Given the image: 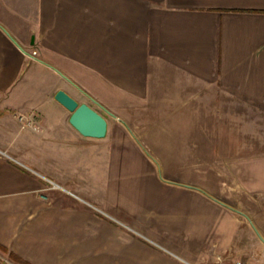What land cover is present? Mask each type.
Returning a JSON list of instances; mask_svg holds the SVG:
<instances>
[{
    "label": "crops",
    "instance_id": "1",
    "mask_svg": "<svg viewBox=\"0 0 264 264\" xmlns=\"http://www.w3.org/2000/svg\"><path fill=\"white\" fill-rule=\"evenodd\" d=\"M236 210L264 238V0H0V246L30 264H264Z\"/></svg>",
    "mask_w": 264,
    "mask_h": 264
},
{
    "label": "water",
    "instance_id": "2",
    "mask_svg": "<svg viewBox=\"0 0 264 264\" xmlns=\"http://www.w3.org/2000/svg\"><path fill=\"white\" fill-rule=\"evenodd\" d=\"M54 99L71 113L69 117V123L82 136L90 138H103L105 136L107 130V122L105 118L101 116L96 110L91 108L88 104L77 103L62 90H58L55 93ZM237 212L249 221L256 235L262 242H264V238H262V236L259 234L248 216L239 211Z\"/></svg>",
    "mask_w": 264,
    "mask_h": 264
},
{
    "label": "rangeland",
    "instance_id": "3",
    "mask_svg": "<svg viewBox=\"0 0 264 264\" xmlns=\"http://www.w3.org/2000/svg\"><path fill=\"white\" fill-rule=\"evenodd\" d=\"M219 167H213V172L218 173ZM210 184L218 191L219 189V182L218 181H213ZM0 264H18L13 262L9 257L8 254H5L0 251Z\"/></svg>",
    "mask_w": 264,
    "mask_h": 264
},
{
    "label": "trees",
    "instance_id": "4",
    "mask_svg": "<svg viewBox=\"0 0 264 264\" xmlns=\"http://www.w3.org/2000/svg\"><path fill=\"white\" fill-rule=\"evenodd\" d=\"M0 251L5 253V254H8V257L15 263H18V264H30V263L22 260L17 255L13 254L12 252H9L6 248H4L2 246H0Z\"/></svg>",
    "mask_w": 264,
    "mask_h": 264
},
{
    "label": "built area",
    "instance_id": "5",
    "mask_svg": "<svg viewBox=\"0 0 264 264\" xmlns=\"http://www.w3.org/2000/svg\"><path fill=\"white\" fill-rule=\"evenodd\" d=\"M36 55V52L35 51H33L32 53H31V56H35ZM19 120L21 121V122H23L24 123V125L23 126H28V125H30V123L27 121H24V119H23V117L22 116H20L19 117ZM235 264H246V263H244V262H236Z\"/></svg>",
    "mask_w": 264,
    "mask_h": 264
}]
</instances>
